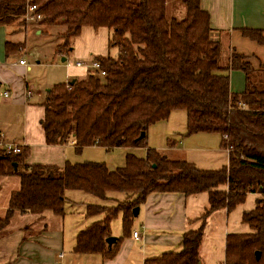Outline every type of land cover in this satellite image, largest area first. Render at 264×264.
<instances>
[{
    "label": "trees",
    "instance_id": "obj_1",
    "mask_svg": "<svg viewBox=\"0 0 264 264\" xmlns=\"http://www.w3.org/2000/svg\"><path fill=\"white\" fill-rule=\"evenodd\" d=\"M183 19L167 18V0H0V26L25 25L28 5H36L41 26L62 27L57 54H68L83 27L109 30L115 59L96 56L105 75L52 86L44 100L40 122L45 144L73 142L76 153L97 145L113 149H143L144 158L126 155L124 165L109 170L104 163H65L62 167L26 165L27 147L18 153L0 150V176H18L20 190L10 196L0 232L15 212L65 214L68 191H78L101 202L123 194L116 206L85 207L88 217L101 219L80 231L76 254L112 259L122 238L108 245L110 223L121 215L123 233L133 221L132 210L151 194H206L207 208L196 229L182 235L180 250L165 252L144 264H201L199 248L206 221L217 212L232 213L248 194L254 207L241 212L239 224L247 231L225 236L224 264H264V65L233 53L221 62L220 45L211 40L209 16L199 0H178ZM243 37L264 47V31L241 30ZM23 48L5 43V53ZM229 71L245 76L241 93L230 91ZM184 111L185 134H217L228 150V162L204 170L190 162L169 160L147 147L146 131L165 121L173 111ZM141 133L144 136L140 138ZM227 139L223 140V136ZM15 165V167H14ZM256 252H260L256 259Z\"/></svg>",
    "mask_w": 264,
    "mask_h": 264
},
{
    "label": "crops",
    "instance_id": "obj_2",
    "mask_svg": "<svg viewBox=\"0 0 264 264\" xmlns=\"http://www.w3.org/2000/svg\"><path fill=\"white\" fill-rule=\"evenodd\" d=\"M199 7L209 16L210 37L220 45L223 64L227 63L233 53L249 58L257 56L259 59L264 56V52L260 50L263 46L241 34L243 29L264 31V0H199ZM55 27H44L38 23L0 26V142L27 147L29 155L24 162L26 165L62 167L65 163L75 164L72 162H77L75 160L78 159L81 163L96 162L85 161L84 158L89 159L88 153L98 156L101 148L97 145L86 147L80 153H76L72 141L63 146L45 144L40 125L44 117L43 104L52 86L67 84L76 79L86 80L90 71L88 66L94 57H106L104 55L106 52L108 57L115 59L118 52L115 49L110 56L108 49L105 50L103 42L108 46L110 35L109 31L104 30L106 28L83 27L80 35L72 40L69 53L57 54L56 48L62 43L60 35L62 32H56L57 37L49 40V30ZM37 36H43L45 41L51 42L48 45L51 47V53L41 59L38 58L35 64H41L49 59L56 69H60V72H52L42 77V80H31L27 79V71H31V65L26 62L24 65L19 64L23 59L20 53L26 49V42ZM83 37L85 40L81 44L79 41ZM105 38L107 41H104ZM6 42L23 49L7 55ZM70 56L74 58L73 62ZM78 62L83 63V66H76ZM228 76L230 91L243 92L244 74L240 71H229ZM155 125L157 124L155 123L154 127ZM149 129L150 127L146 131V137ZM207 135L214 134L198 133L189 136L193 138L188 142H173L166 145L147 142V147L158 150L167 159V154L174 156L172 157L174 159L169 160L187 161L195 166H204L206 168L204 170H215L226 166L228 157L226 150L221 147L222 137L217 134V136ZM116 169L118 168L114 170ZM20 184L21 180L18 176H0V219L5 217L10 196L20 190ZM249 196H252L253 200L251 207L248 208H252L256 194H248L247 199ZM65 197L67 208L63 216L55 215L51 211L40 214L19 212L13 214L8 225L0 232V264H144L145 260L158 258L165 252L179 251L187 225L197 219L192 216L199 208L201 209L198 203H189L190 198L182 194L149 195L145 203L138 207V214L133 217L126 235L123 233L121 215L111 221L110 237L115 238L116 241L122 239L116 255L112 259L103 260L97 254L73 252L77 234L101 219V216H86L85 207L87 205L116 206L125 199V195L110 194L109 200L105 202L78 191H68ZM89 198H93L96 202L88 203ZM244 210L246 209L242 211ZM220 213L223 215L222 231L219 235L210 236L211 264L224 262L225 236L233 231H243L242 226L237 225L240 216L235 220L231 213L226 211ZM232 218L236 227H230ZM134 232L138 234V240L133 238Z\"/></svg>",
    "mask_w": 264,
    "mask_h": 264
},
{
    "label": "rangeland",
    "instance_id": "obj_3",
    "mask_svg": "<svg viewBox=\"0 0 264 264\" xmlns=\"http://www.w3.org/2000/svg\"><path fill=\"white\" fill-rule=\"evenodd\" d=\"M177 12L176 14H174ZM185 14V8L182 6L178 0H168L167 3V18H175L177 20L183 19ZM106 32L109 31L108 29H104ZM49 40L55 39L57 37V33L62 32V28L60 25H57L55 28H52L49 30ZM103 31V32H105ZM43 36H37L34 39H29L26 42V49L24 52H21L20 57H22L24 62H26L28 65H31V71L28 72L27 79L31 80H42V77L47 76L52 74V72H60V69H56L54 65H52L51 61L49 59H46L45 62L41 64H35L38 58H43L44 55H48L51 53V47L48 46L51 42L49 40H44L42 38ZM81 38V37H80ZM42 39V40H41ZM84 37L79 41L81 44L84 42ZM104 41H107L106 38ZM105 50L108 49L109 55L111 56L112 53L115 52V48H110L107 46L105 42ZM44 44V45H43ZM260 50L264 52V47H262ZM107 56L108 54L105 52L104 54ZM71 61H74V58L70 56ZM72 61V62H73ZM253 65L262 63L264 65V56H262L260 59L256 56L254 59L250 60ZM61 63H59L60 65ZM64 64V63H63ZM74 64V63H73ZM56 65V64H55ZM157 125L154 124L150 126V129L148 131V135L146 137V143L147 142H155L156 145H166L171 144L173 142H188L191 140L189 137L186 136L185 134V125H186V115L184 111L178 110V111H173L172 114L168 117L167 120L161 121L156 123ZM206 136V135H205ZM207 136H217L216 134L214 135H207ZM193 141V140H192ZM149 146V145H148ZM101 150L99 155L96 156L95 154L88 153L87 156L89 157V160L87 157L84 158L85 161H96L95 163H105V165L110 169L114 170L115 168H121L124 165L125 157L126 155H133L136 157H141L144 156V150L135 148V149H114L110 153H105L103 152V148L100 147ZM102 152V153H101ZM168 159H174L171 155H166ZM77 162H72V163H81L79 162L80 160H75ZM83 163V162H82ZM196 167H201L203 169H206L204 166H196ZM189 203H198V205L201 207L199 208L198 212L192 216V218L197 217L199 218L202 214H204L206 208H207V197L206 194H200V195H194V196H189ZM252 196H249L246 202L242 205L239 206L237 209H235L230 215L235 217V220H237V216H240L241 212L243 209H251L248 207H251L252 203ZM88 203H95L96 201L93 198H89ZM254 207V206H253ZM252 207V208H253ZM67 208V206H66ZM79 218L78 216H75ZM234 220V221H235ZM222 223H223V215L220 212H217L212 214L208 220L206 221V229L204 232V239L200 245L199 248V253L201 257V264H211L209 261V253H210V236L211 234L213 236L219 235L222 231ZM240 226V224H237ZM200 226V221H197L194 225L193 223L187 225L186 229H196ZM236 227L233 225V218L231 220V225L230 227ZM189 227V228H188ZM243 231H247V228L245 226H242Z\"/></svg>",
    "mask_w": 264,
    "mask_h": 264
},
{
    "label": "built area",
    "instance_id": "obj_4",
    "mask_svg": "<svg viewBox=\"0 0 264 264\" xmlns=\"http://www.w3.org/2000/svg\"><path fill=\"white\" fill-rule=\"evenodd\" d=\"M37 10H38V7L36 5L27 6L26 11H25V17H24L25 18L24 20L27 24L38 23L41 20V15L37 13ZM19 64L24 65L25 63L23 60H20ZM76 66H83V63L78 62ZM88 67L90 70L88 73L89 77L101 78L105 75V72L101 70L100 64L97 61H92ZM28 95H30V93H28ZM5 96H6V93H5ZM226 139L227 137L224 135L223 140H226ZM0 150L6 153H18L20 148L19 146H16V145H10V144H5L3 142H0ZM226 152H228V150H226ZM132 236L136 240L139 239V236L136 232H134ZM222 264H224V262Z\"/></svg>",
    "mask_w": 264,
    "mask_h": 264
},
{
    "label": "water",
    "instance_id": "obj_5",
    "mask_svg": "<svg viewBox=\"0 0 264 264\" xmlns=\"http://www.w3.org/2000/svg\"><path fill=\"white\" fill-rule=\"evenodd\" d=\"M73 82H74V81H72L71 83H73ZM143 136H144V133H141L140 138H142ZM14 167H15V165H14ZM138 211H139V208H134V209L132 210V215H133V217H136V216H137ZM115 241H116V239L113 238V237H109V238L106 239V242H107V244H108L109 246L112 245V244H114ZM255 255H256V259H259V257H260V252H256Z\"/></svg>",
    "mask_w": 264,
    "mask_h": 264
}]
</instances>
